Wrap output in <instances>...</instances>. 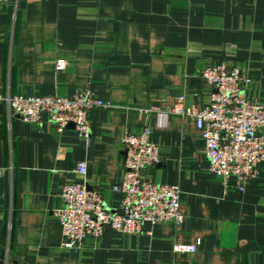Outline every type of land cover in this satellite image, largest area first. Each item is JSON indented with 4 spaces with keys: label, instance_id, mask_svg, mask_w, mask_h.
<instances>
[{
    "label": "crops",
    "instance_id": "0c3cea01",
    "mask_svg": "<svg viewBox=\"0 0 264 264\" xmlns=\"http://www.w3.org/2000/svg\"><path fill=\"white\" fill-rule=\"evenodd\" d=\"M251 80L264 104V0H13L0 5V94L70 97L89 86L113 109L90 113V137L39 126L0 108V264H264V167L243 191L208 171L195 121L163 111L183 96L202 109L199 76L220 61ZM62 64V66H59ZM150 128L159 163L140 176L176 185L183 222L109 229L79 250L61 245L55 212L65 184L85 183L119 212L121 140ZM79 162L86 173L76 172ZM197 242H199L197 244ZM175 244L196 245L194 254Z\"/></svg>",
    "mask_w": 264,
    "mask_h": 264
},
{
    "label": "built area",
    "instance_id": "2783aa9c",
    "mask_svg": "<svg viewBox=\"0 0 264 264\" xmlns=\"http://www.w3.org/2000/svg\"><path fill=\"white\" fill-rule=\"evenodd\" d=\"M12 1L0 0V5ZM199 76L212 88L209 101L202 109L184 107V97L180 96L174 107L163 111L138 109V112L157 111L163 118L175 115L193 119L204 141L208 171L224 181L233 178L237 189L243 191L264 167V104L246 98L245 91L251 80L226 61L202 68ZM0 105L5 107L8 116H17L27 124L39 126L45 118L59 131L73 126L86 141L90 137V113L95 109L116 108L96 98L89 86L66 98L0 94ZM149 134L150 128L145 126L141 133H126L121 140L124 176L113 187L120 195L119 212L108 208L102 196L85 183L62 187V207L55 215L61 225L63 247L79 250L87 237H99L107 229L120 234H139L144 223L170 222L179 226L183 222L178 186L156 184L140 176L143 169L160 161L158 148L149 141ZM76 172L84 175L86 163L79 162ZM7 174L6 169L0 168V177ZM196 245L175 244L173 252L194 254Z\"/></svg>",
    "mask_w": 264,
    "mask_h": 264
},
{
    "label": "water",
    "instance_id": "95a60500",
    "mask_svg": "<svg viewBox=\"0 0 264 264\" xmlns=\"http://www.w3.org/2000/svg\"><path fill=\"white\" fill-rule=\"evenodd\" d=\"M2 106L0 105V108H1Z\"/></svg>",
    "mask_w": 264,
    "mask_h": 264
}]
</instances>
